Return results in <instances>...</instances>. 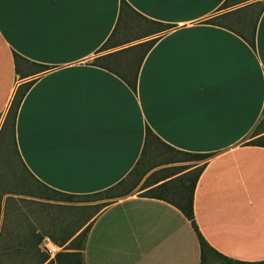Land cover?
Listing matches in <instances>:
<instances>
[{
	"label": "crops",
	"instance_id": "obj_1",
	"mask_svg": "<svg viewBox=\"0 0 264 264\" xmlns=\"http://www.w3.org/2000/svg\"><path fill=\"white\" fill-rule=\"evenodd\" d=\"M120 1L5 0L0 132L23 90L10 119L22 169L61 195H100L74 203L87 214L66 243L86 229L83 264H200L176 203L107 194L156 144L208 156L145 188L202 166L192 194L198 231L224 257L264 261V145L248 144L264 141V0H124L121 10ZM130 21L139 34L124 38ZM14 52L25 60L15 63Z\"/></svg>",
	"mask_w": 264,
	"mask_h": 264
},
{
	"label": "rangeland",
	"instance_id": "obj_2",
	"mask_svg": "<svg viewBox=\"0 0 264 264\" xmlns=\"http://www.w3.org/2000/svg\"><path fill=\"white\" fill-rule=\"evenodd\" d=\"M251 1L253 0L241 2L248 3ZM261 4L262 2L251 4L250 12L247 13L248 17H252L250 21L255 18ZM131 22L128 29L123 33L124 38H131L139 34L140 27L131 24ZM250 25L251 22H249L246 30L243 27L237 28L242 31L245 30V34L249 36ZM142 51L143 48H140L139 53ZM125 69L126 67H118L121 72H128ZM10 118L11 115L9 114L0 132V229L4 226L0 237V258L4 264H36L40 258L47 256L40 249V242L45 236L53 241L59 240L58 242L62 244L61 251L70 245L69 243H61V240L79 226L87 214L84 210L85 206L74 203L95 199L100 195L72 197L68 200L64 195L44 190L32 180L21 168L12 146L13 141H10ZM3 139L7 141H3ZM192 160L195 159H188L185 154L156 144L152 149L146 150L135 173L118 188L107 192V194L128 192L132 189L139 194L153 193L177 201L180 197L176 193V189H182V199L185 200L189 195L195 171L185 172L183 177H176L171 185L168 184V190L165 188L147 189L144 186L159 176L177 171L176 162H183L182 166H188ZM41 197H48L56 203H45ZM83 236L84 234L80 235L76 243L71 246L78 247L80 251ZM38 239L40 240L38 241ZM205 252L207 255L204 264H264V261L247 263L227 260L209 249H205ZM51 260L53 264H57L55 257ZM75 260L76 262H71V264H81L80 253Z\"/></svg>",
	"mask_w": 264,
	"mask_h": 264
},
{
	"label": "trees",
	"instance_id": "obj_3",
	"mask_svg": "<svg viewBox=\"0 0 264 264\" xmlns=\"http://www.w3.org/2000/svg\"><path fill=\"white\" fill-rule=\"evenodd\" d=\"M224 5H222L223 7ZM124 7H128V4L126 2H124V0H121L120 1V10L123 9ZM211 21V19L209 20ZM154 42V39L152 40H149V41H146V42H143L142 43V46H144V52L150 47V45ZM248 42L249 44L254 47V35L252 34L251 38L248 39ZM102 48H105V44L102 45ZM143 52V53H144ZM18 60H25L23 57H21L20 55H18L17 53L14 52V61L15 63L18 61ZM135 76L131 79V80H128V84L130 85V87L135 90L136 88V80H135ZM26 86V85H25ZM24 86V87H25ZM26 88V87H25ZM24 88V89H25ZM23 95V90L21 89H18L9 105V108H8V111H7V115L9 116V114L11 115V118L10 119H14V116H15V113H16V110H17V107L19 105V102H20V99ZM10 112V113H9ZM145 134H146V137H148L149 135H153L152 131L149 129V128H146V131H145ZM248 144H255V145H264V141L261 139V138H258V139H254V140H251L249 141ZM12 146L15 150V153L17 155V158H18V154H17V151H16V147H15V141H13L12 143ZM171 150V149H170ZM174 151V150H173ZM176 151V150H175ZM176 152H180L182 154H185L188 156V159H199V158H202V157H206L208 156L207 153H189V152H182V151H176ZM21 166V165H20ZM189 166V165H188ZM188 166H182V165H179V166H176L178 168L177 171L171 173V174H168V175H164L161 177V179H164L166 177H169V176H172L174 174H177L178 172L180 171H183L184 169L188 168ZM22 168V167H21ZM135 168V167H134ZM137 170V168H136ZM202 170V166H199V167H195L187 172H192V171H195L194 173V177L192 179V185H191V189H190V192H189V195L188 197L184 200L182 199L183 197V191L182 189H176V193L179 195L180 199L175 201V200H171L173 201L174 203H176V205L182 210V212L186 215V217L190 220L191 222V225L197 235V239H198V244L200 246V250H201V257H200V264H204L205 261H206V255L207 253L205 252V249H209L210 251H213L215 253H217L215 250H213L208 244L207 242L204 240V238L202 237V235L200 234V232L198 231L197 229V226L194 222V219H193V212H192V194H193V189H194V185H195V181L200 173V171ZM185 172L180 174L179 176H184ZM178 177V176H177ZM176 177L168 180V181H163L161 182L157 187H155L156 189H162V188H165V190H168V184L172 182H174L173 180L175 179ZM32 179V178H31ZM34 180V179H32ZM159 180V179H158ZM37 184H39L41 187V183H39L37 180H34ZM156 181V180H155ZM154 181V182H155ZM123 180L118 182V186H120L121 184H123ZM148 185H145L144 187H146ZM44 190H47L45 189L44 187H42ZM161 191V190H159ZM173 191V190H172ZM54 193H57V194H61L59 192H56V191H53ZM175 192V191H174ZM124 193H120V195H123ZM64 195V194H63ZM147 196H161V195H158V194H145ZM66 197V199H71L72 197H74V195H70V194H65L64 195ZM163 197V196H161ZM43 198V197H41ZM48 198V197H46ZM3 228L4 226L0 229V237H1V234H2V231H3ZM77 228V227H76ZM76 228L74 230H76ZM72 231L70 234H68L66 237H64L62 240H61V243H66L67 239H69L72 234L75 232V231ZM85 232H86V229H82L73 239H71L68 243L70 244L68 247H66L65 250L63 251H60L58 252L56 255H55V262L57 264H71V262L75 263L76 260V256L79 255L80 253V257H81V264H83L82 262V253H81V249L82 247L80 248V251H79V248L78 247H75V246H71L72 244L76 243V241L78 240L79 236L84 234L85 235ZM84 238V236H83ZM40 239H38L39 241ZM56 243H58L59 245H62L60 244L58 241H54ZM78 250V251H77ZM219 256L227 259V260H231L227 257H224L222 255H220L219 253H217ZM63 262V263H62ZM236 262H240V261H236ZM0 264H4L3 261L1 260L0 258ZM36 264H53L52 260L49 259L48 260V256L46 257H43V258H40L39 261H37Z\"/></svg>",
	"mask_w": 264,
	"mask_h": 264
},
{
	"label": "built area",
	"instance_id": "obj_4",
	"mask_svg": "<svg viewBox=\"0 0 264 264\" xmlns=\"http://www.w3.org/2000/svg\"><path fill=\"white\" fill-rule=\"evenodd\" d=\"M40 249L48 256L49 259L62 250V246L48 237H44L40 242Z\"/></svg>",
	"mask_w": 264,
	"mask_h": 264
},
{
	"label": "snow or ice",
	"instance_id": "obj_5",
	"mask_svg": "<svg viewBox=\"0 0 264 264\" xmlns=\"http://www.w3.org/2000/svg\"><path fill=\"white\" fill-rule=\"evenodd\" d=\"M4 2L5 0H0V6H2Z\"/></svg>",
	"mask_w": 264,
	"mask_h": 264
}]
</instances>
